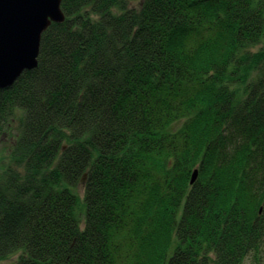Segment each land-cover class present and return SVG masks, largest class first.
Instances as JSON below:
<instances>
[{
	"label": "trees",
	"instance_id": "trees-1",
	"mask_svg": "<svg viewBox=\"0 0 264 264\" xmlns=\"http://www.w3.org/2000/svg\"><path fill=\"white\" fill-rule=\"evenodd\" d=\"M60 9L0 90V260L264 264V0Z\"/></svg>",
	"mask_w": 264,
	"mask_h": 264
},
{
	"label": "water",
	"instance_id": "water-1",
	"mask_svg": "<svg viewBox=\"0 0 264 264\" xmlns=\"http://www.w3.org/2000/svg\"><path fill=\"white\" fill-rule=\"evenodd\" d=\"M61 0H0V90L37 66L41 35L65 19ZM197 178L194 170L190 185Z\"/></svg>",
	"mask_w": 264,
	"mask_h": 264
},
{
	"label": "rangeland",
	"instance_id": "rangeland-1",
	"mask_svg": "<svg viewBox=\"0 0 264 264\" xmlns=\"http://www.w3.org/2000/svg\"><path fill=\"white\" fill-rule=\"evenodd\" d=\"M15 130H16V125L14 124V129L12 130V133L6 131L4 133V137L0 139V176L2 172L5 170L4 168L6 167V165L10 160L11 148L15 140L14 138ZM79 191L82 192L81 189H79ZM19 255L20 253L10 255L0 260V264H14L17 261ZM246 264H250V263L246 262Z\"/></svg>",
	"mask_w": 264,
	"mask_h": 264
}]
</instances>
